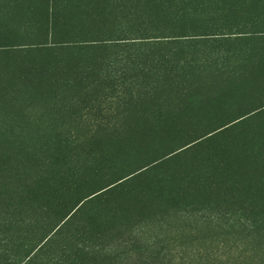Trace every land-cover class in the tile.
<instances>
[{
  "label": "rangeland",
  "instance_id": "374dc122",
  "mask_svg": "<svg viewBox=\"0 0 264 264\" xmlns=\"http://www.w3.org/2000/svg\"><path fill=\"white\" fill-rule=\"evenodd\" d=\"M210 253L264 264V0H0V264Z\"/></svg>",
  "mask_w": 264,
  "mask_h": 264
},
{
  "label": "trees",
  "instance_id": "16d2710c",
  "mask_svg": "<svg viewBox=\"0 0 264 264\" xmlns=\"http://www.w3.org/2000/svg\"><path fill=\"white\" fill-rule=\"evenodd\" d=\"M167 30H168V28L162 27V26L139 27L135 30L136 33H134L132 37H128L126 40L131 42V44H135V45L143 44V43H149L150 44V43H160V42L164 43V44H169V42H166L165 38H163L165 36L166 37L168 36V35H163L164 33H166ZM220 34L225 35V34H227V32L226 33H223V32L212 33V35H216V37L213 40H217L216 38H218ZM224 37H228V36H224ZM175 38H176V40H178L177 43H180V42H182L181 40L185 39L186 37L184 38V34H180V36H178V37L175 36ZM111 39H113V38L88 39V40L95 41V44L92 47H94L96 50H98L100 47V50H101V48L104 46L103 45H96V44H98L97 42H100L101 40H111ZM144 39H147V40H144ZM191 39H193V41H197V40H195V39H197L196 35L195 36L193 35V38H191ZM45 43L49 44L50 42H45ZM50 46L57 48V50L58 49H70V46L67 45L66 41H64V40L59 41V42H54ZM81 47L82 46H77V48H81ZM51 49H52V51L56 50L54 48H51ZM247 226L253 227V226H255V223L253 221H250ZM244 228L246 229V227H244ZM253 228H255V227H253ZM210 255L213 256L212 253L205 255V257L203 258V262H201L200 264H208L209 262H212L215 259H217L216 257H220L219 254H216V257H213L214 259L211 261L209 259Z\"/></svg>",
  "mask_w": 264,
  "mask_h": 264
}]
</instances>
